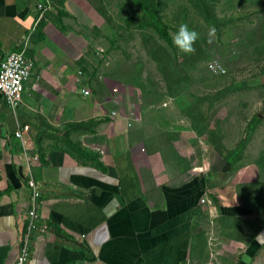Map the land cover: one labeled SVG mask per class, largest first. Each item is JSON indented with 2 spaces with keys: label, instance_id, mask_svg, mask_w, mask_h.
<instances>
[{
  "label": "crops",
  "instance_id": "1",
  "mask_svg": "<svg viewBox=\"0 0 264 264\" xmlns=\"http://www.w3.org/2000/svg\"><path fill=\"white\" fill-rule=\"evenodd\" d=\"M50 1L41 17L44 0H0V60L24 50L35 61L19 108L0 109V264L20 255L31 179L41 197L29 264H200L212 252L211 240H201L208 221L217 248L234 235L229 264H253L264 228L249 246L236 235L259 215L250 195L258 189L245 186L255 169L239 165L236 176L204 138L202 160L186 148L181 160L189 165L179 167L162 160L158 143L137 136L141 121L128 126L123 111L110 118L111 99L99 103V79L85 69L76 13ZM86 86L93 99L81 93ZM24 125L26 146L15 137ZM238 244L246 247L239 255Z\"/></svg>",
  "mask_w": 264,
  "mask_h": 264
},
{
  "label": "rangeland",
  "instance_id": "2",
  "mask_svg": "<svg viewBox=\"0 0 264 264\" xmlns=\"http://www.w3.org/2000/svg\"><path fill=\"white\" fill-rule=\"evenodd\" d=\"M155 1L172 36L181 23L197 32L193 51H179L153 28L138 27L145 15L134 0H60L58 5L79 18L75 22L85 40V69L101 85L99 103L113 98L116 88L128 86L135 112L141 113L136 134L158 143L163 161L188 166L181 159L186 148H193L198 164V138L209 141L222 158L247 141L240 166L255 169L247 178L253 183L245 186L258 189L250 195L257 200L253 209L259 215L250 218L248 233L236 236L249 246L250 237L264 228V0H206L215 19L206 17L200 0ZM188 141L192 146H184ZM213 233L208 221L202 246ZM232 236L199 263L229 264ZM245 249L238 244L234 253ZM263 249L252 262L264 264Z\"/></svg>",
  "mask_w": 264,
  "mask_h": 264
},
{
  "label": "built area",
  "instance_id": "3",
  "mask_svg": "<svg viewBox=\"0 0 264 264\" xmlns=\"http://www.w3.org/2000/svg\"><path fill=\"white\" fill-rule=\"evenodd\" d=\"M50 9L49 0H44L38 4V10L41 12V17L44 12ZM35 69V61L28 57L24 50L20 52H11L0 60V93L2 100L0 101V109L3 106L15 111L22 103V95L25 83L32 77ZM83 72H81L82 74ZM130 88H116L111 98V109L109 111L110 118H117L122 114L126 116L128 126L132 122H139L140 116L135 114V102L133 96L129 93ZM81 93L89 98H94V93L89 87H84ZM30 130L29 125L15 131V137L23 142V146L27 145L25 132ZM28 186L32 189L31 208L27 215L25 229L21 235V251L16 264H29L31 257V241L33 232L39 227L40 215L37 210V200L41 197V192L33 179L28 181ZM202 204L207 203L205 199H201ZM211 250H214L218 245L217 241L211 238ZM217 255V253H215ZM208 264H217L214 261Z\"/></svg>",
  "mask_w": 264,
  "mask_h": 264
},
{
  "label": "trees",
  "instance_id": "4",
  "mask_svg": "<svg viewBox=\"0 0 264 264\" xmlns=\"http://www.w3.org/2000/svg\"><path fill=\"white\" fill-rule=\"evenodd\" d=\"M143 10L145 17L138 24L140 28H153L156 34L164 39L170 46H173L172 43V34L169 30V26L163 20V17L156 6L155 0H134ZM202 4V10L204 13H209L206 17L208 19H215L216 15L213 11L212 6H210L206 0H200ZM63 14V13H62ZM247 145V141L244 140L238 144L237 148L233 151L227 153L223 156L224 160L231 166V170L236 172L239 168L240 162L242 160L243 151ZM101 168V165H100ZM104 171V169H100Z\"/></svg>",
  "mask_w": 264,
  "mask_h": 264
},
{
  "label": "clouds",
  "instance_id": "5",
  "mask_svg": "<svg viewBox=\"0 0 264 264\" xmlns=\"http://www.w3.org/2000/svg\"><path fill=\"white\" fill-rule=\"evenodd\" d=\"M197 36L198 34L194 29H190L187 24L181 23L172 36V43L179 51L191 52Z\"/></svg>",
  "mask_w": 264,
  "mask_h": 264
}]
</instances>
